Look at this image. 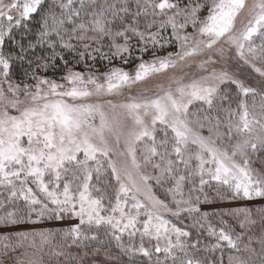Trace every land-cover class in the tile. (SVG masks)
I'll list each match as a JSON object with an SVG mask.
<instances>
[{
    "label": "snow or ice",
    "instance_id": "1",
    "mask_svg": "<svg viewBox=\"0 0 264 264\" xmlns=\"http://www.w3.org/2000/svg\"><path fill=\"white\" fill-rule=\"evenodd\" d=\"M0 264H264V0H0Z\"/></svg>",
    "mask_w": 264,
    "mask_h": 264
}]
</instances>
